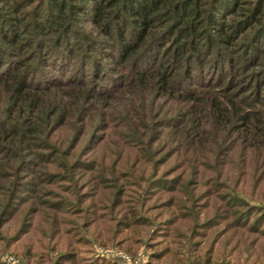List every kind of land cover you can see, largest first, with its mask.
Here are the masks:
<instances>
[{"label":"rangeland","instance_id":"1","mask_svg":"<svg viewBox=\"0 0 264 264\" xmlns=\"http://www.w3.org/2000/svg\"><path fill=\"white\" fill-rule=\"evenodd\" d=\"M62 14L49 0L0 1V45L9 27L18 39L31 31L45 39L60 23L79 43L45 63L38 44L15 54L21 62L9 73L44 81L49 94L31 119L36 132L17 137L18 152L0 155V264H70L68 252L77 264H264V130L245 131L235 117L227 122L207 110L186 129V117L177 116L186 85L136 88L134 75L149 62L114 65L102 24ZM242 40L220 49L237 56ZM263 63L264 54L245 70ZM122 76L132 78L115 85ZM246 89L239 82L231 91L264 104V89Z\"/></svg>","mask_w":264,"mask_h":264},{"label":"trees","instance_id":"2","mask_svg":"<svg viewBox=\"0 0 264 264\" xmlns=\"http://www.w3.org/2000/svg\"><path fill=\"white\" fill-rule=\"evenodd\" d=\"M49 1L60 13L67 12L62 15L68 19L79 21L84 15L98 25L102 24L105 30L103 34L113 39V45L108 46L114 52H111L114 65L133 62V65L143 67L149 62L134 75L136 88L146 86L149 91L158 89L162 92L171 88L172 83L186 85L182 87L184 95H180L185 101L184 107H181L184 110L177 114L186 117L183 124L186 129L191 124H198L200 112L207 110L213 118L223 120L226 117L227 122L235 117L240 123L237 128H245V131L249 127L264 130L261 125L264 124L263 98L256 95L251 102L243 97L236 99L237 94L231 91L239 82L241 89L247 88L242 91L264 89V63L253 70H245L254 59L259 60L264 54V0H75L69 6L63 0ZM110 25L114 29L113 33L106 27ZM31 29L42 33L41 23L35 20ZM56 30L52 37L45 39H36L32 31L26 39H18L11 27L7 28V34L1 32L4 45H0V155L6 156L12 150L18 152L17 137L36 132L31 119L41 114L44 97L49 94V88H44L47 84L44 81L29 84L24 81L23 71L19 75L9 73L21 62L15 58V54H21L31 44H38L42 51L37 59L42 60V63L46 62V58L59 59V54L67 56L71 46L78 43L72 36L75 31L65 23H60ZM238 39H243L239 45V55L233 56L220 49L222 45L230 46ZM95 44L101 47L104 42L96 41ZM204 60L206 68L203 71ZM221 61L226 63L225 70L222 69ZM100 68L98 64L91 66L92 77L95 78L93 82H98L96 70L100 71ZM242 70L243 75L237 77ZM205 72V79H202ZM210 75L215 76L213 81ZM222 75H226L227 79L232 75L233 79L230 82L227 79L223 81ZM112 77L109 75L110 79L115 80ZM131 78L116 77L114 84L128 83ZM80 80L77 78L76 81ZM192 86L202 88V91L190 89ZM47 102L46 106L50 104ZM257 102L262 109H255L251 105ZM241 104L245 106L241 108ZM53 106L58 112V105ZM16 112L24 115L16 117ZM176 127L177 130L182 129L179 125ZM65 260L77 264L72 252H68ZM54 264L60 263L55 261Z\"/></svg>","mask_w":264,"mask_h":264}]
</instances>
